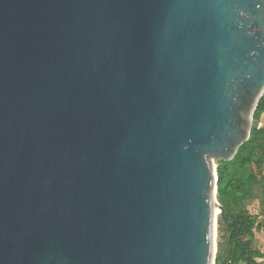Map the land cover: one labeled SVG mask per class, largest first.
<instances>
[{
	"label": "water",
	"instance_id": "95a60500",
	"mask_svg": "<svg viewBox=\"0 0 264 264\" xmlns=\"http://www.w3.org/2000/svg\"><path fill=\"white\" fill-rule=\"evenodd\" d=\"M263 95L264 0H0V264H215Z\"/></svg>",
	"mask_w": 264,
	"mask_h": 264
},
{
	"label": "trees",
	"instance_id": "16d2710c",
	"mask_svg": "<svg viewBox=\"0 0 264 264\" xmlns=\"http://www.w3.org/2000/svg\"><path fill=\"white\" fill-rule=\"evenodd\" d=\"M264 115V95L260 99L254 113L251 136L239 149L233 161L243 163L246 160L260 161L264 156V126L259 123ZM218 199L225 205V199L235 198L247 192V187L240 183L234 175L229 174L221 166L226 161L218 162ZM261 229L257 220L246 212L229 214L228 219L221 218L218 232L220 240L215 264H260L258 257L264 256L253 248L255 230ZM250 237V239H244Z\"/></svg>",
	"mask_w": 264,
	"mask_h": 264
},
{
	"label": "rangeland",
	"instance_id": "374dc122",
	"mask_svg": "<svg viewBox=\"0 0 264 264\" xmlns=\"http://www.w3.org/2000/svg\"><path fill=\"white\" fill-rule=\"evenodd\" d=\"M259 125L264 126V118L261 119ZM214 161L218 168L219 160L214 159ZM221 166L226 172L234 175L240 183L244 184L247 187V192L235 198L227 197L225 199V205L219 199L218 201L226 209L227 219L229 214L246 212L257 220V225H260L261 229L255 230L253 248L264 253V156L260 161L246 160L243 163L235 162L232 159L226 161ZM221 218L224 217L219 210L217 215L216 255L218 252V244L222 242L218 232ZM244 239H250V237H245ZM258 261L260 264H264V256L258 257Z\"/></svg>",
	"mask_w": 264,
	"mask_h": 264
},
{
	"label": "built area",
	"instance_id": "2783aa9c",
	"mask_svg": "<svg viewBox=\"0 0 264 264\" xmlns=\"http://www.w3.org/2000/svg\"><path fill=\"white\" fill-rule=\"evenodd\" d=\"M229 264H234V263H229Z\"/></svg>",
	"mask_w": 264,
	"mask_h": 264
},
{
	"label": "crops",
	"instance_id": "0c3cea01",
	"mask_svg": "<svg viewBox=\"0 0 264 264\" xmlns=\"http://www.w3.org/2000/svg\"><path fill=\"white\" fill-rule=\"evenodd\" d=\"M263 118H264V115H263ZM263 118H262V119H263Z\"/></svg>",
	"mask_w": 264,
	"mask_h": 264
},
{
	"label": "bare ground",
	"instance_id": "6f19581e",
	"mask_svg": "<svg viewBox=\"0 0 264 264\" xmlns=\"http://www.w3.org/2000/svg\"><path fill=\"white\" fill-rule=\"evenodd\" d=\"M218 211H219V209H218Z\"/></svg>",
	"mask_w": 264,
	"mask_h": 264
}]
</instances>
